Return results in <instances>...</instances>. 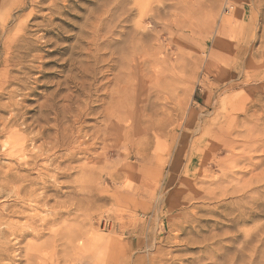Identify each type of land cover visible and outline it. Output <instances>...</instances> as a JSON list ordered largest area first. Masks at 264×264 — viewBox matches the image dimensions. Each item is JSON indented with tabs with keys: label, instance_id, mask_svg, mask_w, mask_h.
<instances>
[{
	"label": "rangeland",
	"instance_id": "374dc122",
	"mask_svg": "<svg viewBox=\"0 0 264 264\" xmlns=\"http://www.w3.org/2000/svg\"><path fill=\"white\" fill-rule=\"evenodd\" d=\"M22 1L0 0V74L14 78L0 84V118L14 113L12 130L37 116L41 102L54 99L62 106L68 91L53 92L69 76L71 99L94 101L81 94V78L91 84L83 92H95L102 81L112 82L117 59L127 60L123 84L136 95L123 109L120 135L113 119L103 122L99 110H83L88 128L70 145L85 152L70 162L67 150L56 154L63 175L52 169L55 161L42 163V181L18 203L0 189V229L9 225L16 235L31 234L19 243L0 237V264H262L264 0H157L154 20L140 22L131 8L136 0H70L64 9L63 0H54L56 20L49 23L41 18L50 12L47 0L34 9L27 0L21 11ZM128 1L132 18L124 22ZM103 5L108 18H100ZM31 13L39 17L30 20ZM95 28L105 36L94 35ZM13 40L20 49L10 56ZM130 45L135 47L128 50ZM153 53L156 70L165 72L157 81ZM99 56L103 62L95 63ZM131 60L137 61L136 75H144L135 90L127 74ZM112 86L105 85L109 92ZM3 152L0 145V172L7 164Z\"/></svg>",
	"mask_w": 264,
	"mask_h": 264
},
{
	"label": "bare ground",
	"instance_id": "6f19581e",
	"mask_svg": "<svg viewBox=\"0 0 264 264\" xmlns=\"http://www.w3.org/2000/svg\"><path fill=\"white\" fill-rule=\"evenodd\" d=\"M46 1V0H32L31 1V4H32V7L33 9L34 8H39L40 6H42L43 2ZM48 1V9H49V14L48 16L47 13L46 15H42L43 17H41L43 19V22L44 23H49L50 21L53 22L54 20H56V18L54 17V14H52V12L56 11V3L54 2V0H47ZM131 1V0H130ZM135 1V0H134ZM158 2L157 0H136L135 2H133L131 4V8H134L135 10H137L138 14H139V22L143 19V18H147V19H150V20H154L155 18V15L154 13V10H153V3L155 2ZM162 1V0H161ZM125 2V1H124ZM60 6L64 9L66 7L69 6V3H70V0H63L62 2H60ZM123 3V2H122ZM121 3V4H122ZM27 0H23L22 3L20 4L19 8L21 11L25 10L26 7H27ZM120 4V5H121ZM156 4V3H155ZM162 4V3H161ZM46 5V4H45ZM126 5V10L125 11V20L124 22H127L128 19H131L129 18V13L132 11H130V2L128 1ZM107 6V5H106ZM105 5H103L100 9H101V14H100V18H102L103 16L104 17H107L108 15H105ZM123 6V5H122ZM31 7V6H30ZM42 7H45V6H42ZM159 7V5H158ZM41 8V7H40ZM123 7H121L122 9ZM44 9V8H42ZM133 9V11H134ZM156 9V8H155ZM17 10V9H16ZM110 11V10H109ZM34 12V11H33ZM37 12V11H36ZM158 12V11H157ZM110 13V12H109ZM35 14V12H34ZM34 14H30L29 18L30 20H34L38 17H36V15ZM42 14V13H41ZM40 14V15H41ZM39 15V14H37ZM123 16V14H121ZM97 17V16H95ZM111 17V15H110ZM134 17V16H133ZM137 17V16H136ZM99 18V19H100ZM108 18V17H107ZM120 20H121V17L119 15ZM96 19V18H95ZM104 19V18H103ZM124 19V18H123ZM134 19V18H133ZM132 19V20H133ZM12 20V19H10ZM59 22H63L62 19H57ZM98 20V19H97ZM102 20V19H101ZM106 20V18H105ZM104 20V21H105ZM108 20V19H107ZM111 20V19H110ZM28 21V20H27ZM113 21V20H112ZM110 21V22H112ZM123 21V20H122ZM138 21V20H137ZM136 21V23H137ZM13 22V21H12ZM98 22V21H97ZM100 22V21H99ZM117 22V20H116ZM131 22V20H129V23ZM10 23V22H9ZM96 23V21H95ZM127 23V25L129 24ZM135 23V22H134ZM7 23H3V25L5 26ZM34 24V23H33ZM36 24V23H35ZM108 24V23H107ZM114 25L115 22L113 23ZM138 24V23H137ZM9 25V24H8ZM28 25V24H27ZM26 25V26H27ZM30 25V24H29ZM46 25V24H45ZM95 25H99V23H96ZM105 25V24H104ZM118 25V24H117ZM116 25V26H117ZM123 25V24H122ZM126 25V24H125ZM18 28L16 29V34H20L22 35L23 31H25L23 29V25L22 24H18ZM36 26V25H35ZM42 26V25H41ZM101 26V25H100ZM105 27V26H104ZM118 27V26H117ZM116 27V28H117ZM123 27V26H122ZM133 27H135L133 25ZM139 27V24L138 26ZM141 27V26H140ZM139 27V28H140ZM2 28V27H1ZM98 29V27H96ZM95 28V30H96ZM100 28V27H99ZM103 28V27H102ZM107 28V27H106ZM112 28V27H111ZM110 27L108 28L109 30L111 29ZM126 28V27H124ZM138 28V29H139ZM38 29V28H37ZM134 29V28H133ZM140 29H143L144 31L146 30V28L144 27H141ZM35 30V29H34ZM100 30V29H99ZM111 31V30H110ZM135 31H136V28H135ZM140 31V30H138ZM107 33L109 32L108 30L106 31ZM124 32L125 34V30L122 31ZM92 33V32H91ZM90 33V34H91ZM118 33V32H117ZM139 33V32H138ZM137 33V35H138ZM141 33V32H140ZM3 34V33H2ZM97 34L98 37H99V33L98 34V31L96 30L94 32V35ZM105 34V33H104ZM114 34V33H113ZM121 34V33H120ZM20 35V36H21ZM93 35V34H92ZM102 35V34H101ZM107 36L109 34H106ZM103 36V35H102ZM105 36V35H104ZM103 36V37H104ZM110 36V35H109ZM124 36V35H123ZM143 36V35H142ZM141 36V37H142ZM88 37V36H87ZM96 37V36H95ZM111 37V36H110ZM119 37V36H118ZM20 38V37H19ZM18 38V39H19ZM91 38V37H90ZM92 38H94V36H92ZM91 38V39H92ZM97 38V37H96ZM109 38V37H108ZM135 38V37H134ZM42 39V38H40ZM90 39V40H91ZM101 39V37L99 38V40ZM107 39V38H106ZM105 39V40H106ZM133 39V37H132ZM131 39V40H132ZM38 40V39H37ZM96 40V39H95ZM98 40V39H97ZM96 40V42H97ZM104 40V38L102 39ZM120 40V39H119ZM87 41V40H86ZM112 41V40H111ZM114 41V40H113ZM133 42H135L134 40H132ZM48 42V41H47ZM95 42V43H96ZM99 42V41H98ZM102 41H100L101 43ZM115 42V41H114ZM118 42V41H117ZM132 42V43H133ZM46 43V42H44ZM92 43V41L89 42V44ZM107 43V42H106ZM131 45H137V42L134 44ZM50 44V43H49ZM93 44H94V41H93ZM97 44V43H96ZM95 44V48L97 47ZM109 44V43H108ZM127 44V43H126ZM106 45V44H103V46ZM111 45V44H110ZM115 45V44H114ZM128 45V44H127ZM130 45V46H131ZM139 45V44H138ZM136 46V49H134L132 52L134 53L135 50L137 51V54H138V48L139 46ZM141 45V44H140ZM72 46V45H71ZM87 46V44H86ZM91 46V44H90ZM107 46V45H106ZM88 47V46H87ZM100 47V46H99ZM98 47V49H100ZM129 47V46H128ZM132 47H135V46H131L129 48H127L128 50ZM95 51V48L94 46L92 47ZM91 48V49H92ZM20 48L19 47H16V44H15V40H13L12 42H9V46H7V52H8V55H12L13 53H19L18 50ZM93 49H92V52H93ZM97 49V50H98ZM109 49V48H108ZM127 49H125L126 51H128ZM73 50V49H72ZM101 50V49H100ZM112 52L113 50L110 49ZM141 50V48H140ZM88 51V50H87ZM89 51H91L89 49ZM110 51V52H111ZM116 50H114V53L117 54V52H115ZM131 51V50H130ZM143 51V50H142ZM72 52V51H71ZM97 52V51H96ZM108 52V51H107ZM146 50H144L142 52V54H147ZM73 53V52H72ZM88 53V52H87ZM123 53V52H122ZM131 54V56L135 55V54ZM95 54V53H94ZM101 54V53H100ZM107 54V53H106ZM120 54H121V51H120ZM119 54V56H120ZM130 54V53H128ZM143 54V55H144ZM155 54L156 53H153L152 54V58H153V65L151 66L150 65V68L153 69V78L159 80V77H164L165 76V72L163 70H160L157 71L156 68H155ZM98 55L97 53L94 55L96 56ZM115 54H113L114 56ZM118 55V54H117ZM116 55V56H117ZM139 55V54H138ZM141 55L143 58L144 56ZM92 57V55H90ZM111 57V55H109ZM118 56V57H119ZM19 57V56H18ZM128 57V56H127ZM126 57V58H127ZM142 57H139L138 60H139V64L140 62L142 61ZM69 58V57H68ZM115 58V57H113ZM117 58V57H116ZM134 58V57H133ZM9 59V58H8ZM66 59V58H65ZM102 60L103 62V59L102 57H95V60L93 58V60L95 61L96 63V60ZM110 59V58H109ZM149 59V58H148ZM20 60V59H19ZM61 60V59H60ZM67 60V59H66ZM73 60V59H72ZM99 60V61H100ZM126 60V59H124ZM124 60L121 61V59H117L116 61L118 62L116 65H115V69L118 68V70L116 71V73L114 74H111L112 76V82L110 81V78L107 79V81H102L103 83H101L100 85V88L98 87H95L96 88V91L91 93L90 91L84 93L83 91L86 90V85H88L87 83V80L85 78H81V86H83V90L82 91V95L87 98V99H93L94 101H91V102H88L87 100H84L82 102V104L80 103L81 100H79L81 98V96H76L77 98H74V99H71L72 97V94H70L69 90L67 89V86H69V84H73L74 82V78L71 76H69V78H67L68 74H65L67 75L66 76V80L64 82H58L56 81V83L58 82L57 84V89L54 90L53 92V97H55L54 95H57L59 92L61 91H68L66 94H64L60 99L62 102V106H59L58 102H56V100L52 99L51 101H46L45 103L41 102L42 104H38L40 105L38 108V114L37 116H33L31 117L30 119L29 118H26L21 121V128H19L18 126V129L17 130H12L13 127H15V124H16V117H14V113L13 115H8L9 117L8 118H0V141H1V147L4 148V152L1 154L2 158L7 162V164L4 166V167H1L5 169L4 172H0V189L2 190H7L8 192H11L15 197H16V200L14 199L15 203H18L16 201H23L22 197L20 195L22 194H25L26 192H29V191H33V186L35 185H38V182L42 179H41V175L43 174V172L45 171L46 172V168H47V165L46 166H41L42 163L44 162H49V163H52L54 164L53 162L55 161V164H54V170L58 171V173H56L58 176L59 174L60 175H63V173H59V171H61V166L63 164L62 161H59V158L56 156V154L59 152H62L65 150H67L70 154L67 155V158H65V161L66 162H70V161H73V154H76V153H79L81 151H84L83 149H79L78 151H76V147H74V141L73 143L70 145L71 143V140L73 139V135H77V138H81L80 135L81 134H84V130L87 129L88 127L85 126L86 125V122L88 121V118H85L83 119L82 121V118H83V110L85 111H90L91 112H95L97 110H99V114L102 121H109L110 119H113L115 122V125L113 127V130H114V133H117V134H121V132L123 130L122 128V123H123V120L124 118L121 116L123 114V109L127 106V102L130 101V103H132V95L135 97L134 95V92H132L130 89V91L127 89V85L129 86L130 84L127 83V85H124L123 83V72H122V65H123V62H125ZM8 62L10 60H7ZM40 61V60H39ZM127 61V60H126ZM132 61V63H131ZM129 63L132 64L130 68H128V72L127 74L131 75L132 77H129L131 79V85L134 86V90L136 89V86L138 84V82L140 81L141 83H143V78H144V75L142 74L143 70H141V73L140 75H136V73L134 72V68L136 66H138L136 63L137 61L135 62L134 60H131ZM147 61V59H146ZM62 62V61H60ZM105 62V61H104ZM149 62H150V59H149ZM58 63V62H57ZM64 63V61H63ZM101 63V61H100ZM111 63V62H110ZM148 63V62H147ZM151 63V64H152ZM10 64V63H9ZM74 64V62H73ZM113 64V63H111ZM15 65V64H14ZM106 65V63H105ZM143 65V63H142ZM125 66V65H124ZM10 67V66H9ZM12 67V66H11ZM95 67V65H94ZM128 67V66H127ZM89 67H87L86 69H88ZM142 68V67H141ZM149 68V67H148ZM10 69V68H9ZM12 69V68H11ZM18 69V68H17ZM83 69V67H82ZM105 69V68H104ZM144 69V68H143ZM68 72V70H67ZM82 72H84V70H82ZM106 72H110V67L106 70ZM126 74V75H127ZM97 75V74H96ZM96 75H92V77L94 78V82L97 81V78H96ZM125 75V77H126ZM127 75V77L129 76ZM62 76V75H61ZM100 76L102 79L105 78V76L103 75V70L102 72H100ZM13 77V76H12ZM10 76V74H8L7 71L3 72L2 74H0V84L4 85L6 83H11L12 81H14V78H12ZM16 77V76H15ZM91 77V78H92ZM17 78V77H16ZM64 80V79H63ZM62 80V81H63ZM139 80V81H138ZM61 81V80H60ZM86 81V82H85ZM125 81V80H124ZM105 82V83H104ZM76 83V82H75ZM92 83V81H91ZM113 84V88L114 90L112 91H108V89L105 87V85H109V84ZM139 83V84H141ZM91 85V84H89ZM88 85V87H89ZM143 84H141L140 86H142ZM111 88V87H110ZM109 88V89H110ZM10 89V88H9ZM14 89V88H13ZM101 89V91H100ZM112 89V88H111ZM110 89V90H111ZM61 90V91H60ZM4 91V89H3ZM2 91V93H3ZM12 91V90H11ZM5 92V91H4ZM30 92V91H29ZM111 94V95H109ZM132 94V95H131ZM10 95V94H9ZM51 95V94H50ZM7 96V95H6ZM93 96L95 98H93ZM52 97V95H51ZM5 98V97H4ZM10 99V98H9ZM45 99V98H44ZM110 99L113 100V102L109 101ZM128 99V100H127ZM13 100V99H12ZM14 102V101H13ZM12 103V102H11ZM16 103V102H15ZM92 103V105L94 106H90ZM98 103V104H97ZM17 104V103H16ZM16 104L13 106L16 107ZM3 105V104H1ZM11 104H7L5 105L6 107H10ZM19 106V105H18ZM27 106V105H26ZM130 106V105H129ZM22 108V107H21ZM20 108V109H21ZM128 108V107H127ZM19 109V108H18ZM17 109V111H18ZM27 109V108H26ZM11 110V109H10ZM9 110V111H10ZM14 110V109H12ZM25 110V109H24ZM71 110H73V112H71ZM27 111V110H26ZM128 111V110H127ZM23 112V111H22ZM10 113V112H9ZM87 113V112H86ZM98 112H96L97 114ZM61 114H70L72 120H69V119H66L65 116H61ZM16 115V114H15ZM19 115V113L17 114ZM24 115V114H23ZM97 115V116H98ZM125 115V114H124ZM88 116V115H86ZM91 116V115H90ZM96 116V117H97ZM126 116V115H125ZM20 117V116H19ZM94 117V118H96ZM93 118V117H92ZM23 119V118H22ZM90 119V118H89ZM62 120L66 123L68 122L69 124L65 127H63V122ZM93 121L95 119H92ZM97 121V120H96ZM102 122V124H103ZM95 123V121H94ZM93 125V124H92ZM95 125V124H94ZM104 125V124H103ZM96 126V125H95ZM94 127V126H93ZM99 127V126H98ZM96 130V128H93ZM101 129V128H100ZM122 132V133H123ZM23 134H26L27 137V140L24 138V136H22ZM89 134V133H88ZM98 135V134H97ZM100 135V134H99ZM74 136V137H75ZM86 136V135H84ZM89 136V135H87ZM86 136V137H87ZM94 136V135H93ZM91 135V137H93ZM96 136V135H95ZM83 137V135H82ZM100 137V136H99ZM98 137V138H99ZM76 138V137H75ZM76 138V139H77ZM95 138V137H94ZM96 140L99 141V138ZM76 139H73V140H76ZM83 139V138H82ZM95 140V139H94ZM26 141L27 143L30 145L31 147V150L27 149V146L28 144H26ZM229 141V140H228ZM37 143H40L37 145ZM86 144V143H84ZM95 144V143H94ZM28 145V147H29ZM83 145V144H82ZM93 146V144H92ZM87 147V146H86ZM68 148V149H67ZM164 148V147H163ZM234 148V147H233ZM231 150V149H230ZM233 151V150H232ZM68 154V153H66ZM59 155V154H58ZM71 158V159H70ZM64 159V158H63ZM45 164V163H44ZM50 164V165H52ZM53 166V165H52ZM45 167V168H44ZM67 168V167H66ZM49 169V168H48ZM68 169V168H67ZM51 170V169H49ZM67 171V170H66ZM35 173V178L33 179L32 175ZM44 176H42L43 178ZM52 179H55V177H52ZM43 188V187H42ZM45 189V187H44ZM43 189V190H44ZM13 197V196H12ZM248 214V213H247ZM246 215L243 213V216ZM247 216V215H246ZM246 216H244V219H247ZM239 217V216H238ZM237 217V218H238ZM248 217V216H247ZM1 218V217H0ZM235 218V217H234ZM250 218V217H249ZM233 219V218H232ZM243 219V220H244ZM4 224V222H0V224ZM43 223V222H42ZM9 226V225H8ZM7 225L4 226V228L1 230L0 229V237H11L14 241H17L18 243L20 242V240H23L25 239L27 236L26 235H31L29 233H21L18 235L15 234L14 230L16 229H11V228H8ZM11 227V225H10ZM34 232H37V231H34ZM32 233V232H31ZM37 238L39 237L38 235L36 236ZM255 249V248H254ZM253 249V250H254ZM3 250V249H2ZM0 252H1V248H0ZM261 256H260V259L262 260V264H264V250L260 253Z\"/></svg>",
	"mask_w": 264,
	"mask_h": 264
}]
</instances>
